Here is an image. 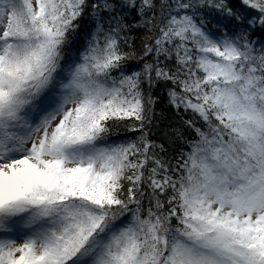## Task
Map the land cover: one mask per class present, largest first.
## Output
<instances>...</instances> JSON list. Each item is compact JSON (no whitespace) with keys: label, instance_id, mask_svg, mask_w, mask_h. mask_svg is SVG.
<instances>
[{"label":"snow or ice","instance_id":"1","mask_svg":"<svg viewBox=\"0 0 264 264\" xmlns=\"http://www.w3.org/2000/svg\"><path fill=\"white\" fill-rule=\"evenodd\" d=\"M0 264H264V0H0Z\"/></svg>","mask_w":264,"mask_h":264}]
</instances>
